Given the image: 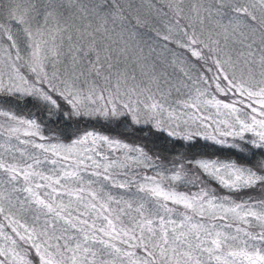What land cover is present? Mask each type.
Masks as SVG:
<instances>
[{
  "label": "snow or ice",
  "instance_id": "1",
  "mask_svg": "<svg viewBox=\"0 0 264 264\" xmlns=\"http://www.w3.org/2000/svg\"><path fill=\"white\" fill-rule=\"evenodd\" d=\"M0 264H264V0H0Z\"/></svg>",
  "mask_w": 264,
  "mask_h": 264
}]
</instances>
